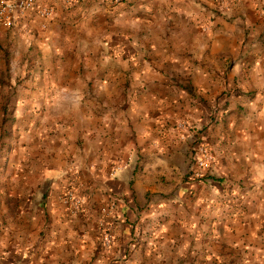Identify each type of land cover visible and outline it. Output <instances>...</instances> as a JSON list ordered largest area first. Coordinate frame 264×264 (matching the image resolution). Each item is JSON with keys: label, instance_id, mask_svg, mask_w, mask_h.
<instances>
[{"label": "crops", "instance_id": "crops-1", "mask_svg": "<svg viewBox=\"0 0 264 264\" xmlns=\"http://www.w3.org/2000/svg\"><path fill=\"white\" fill-rule=\"evenodd\" d=\"M38 1L0 27V264H264V0Z\"/></svg>", "mask_w": 264, "mask_h": 264}, {"label": "built area", "instance_id": "built-area-1", "mask_svg": "<svg viewBox=\"0 0 264 264\" xmlns=\"http://www.w3.org/2000/svg\"><path fill=\"white\" fill-rule=\"evenodd\" d=\"M75 2H83L86 0H73ZM109 4H118L124 0H103ZM237 0H213L215 8L220 11H226L231 8ZM35 10L37 16L42 20H47L53 10L48 4H39L38 0H0V27L11 28L15 20L23 17L31 10ZM179 131V139L185 137V133H190V125L185 121H178L175 125ZM213 162V156L208 148L200 142L194 141L190 149V164L188 174L195 181L203 179L204 174L210 169ZM120 167H115L113 172L119 171ZM61 203L65 207L67 213L71 217L77 216L84 205V200L81 196L77 195L70 188L65 189L61 198ZM108 211L102 209L100 217L96 220V229L99 234L100 244L103 248L107 249L113 242V228L111 222H106L104 216Z\"/></svg>", "mask_w": 264, "mask_h": 264}, {"label": "rangeland", "instance_id": "rangeland-1", "mask_svg": "<svg viewBox=\"0 0 264 264\" xmlns=\"http://www.w3.org/2000/svg\"><path fill=\"white\" fill-rule=\"evenodd\" d=\"M5 50L0 48V60L4 61V65H0V100L3 106H10L13 91L21 82L23 66L20 63L15 64L14 67L9 66L7 60L11 57V53ZM27 52L20 51L18 60L20 61L22 55H27Z\"/></svg>", "mask_w": 264, "mask_h": 264}]
</instances>
